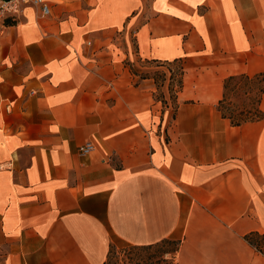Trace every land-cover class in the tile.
Listing matches in <instances>:
<instances>
[{
  "label": "crops",
  "instance_id": "crops-1",
  "mask_svg": "<svg viewBox=\"0 0 264 264\" xmlns=\"http://www.w3.org/2000/svg\"><path fill=\"white\" fill-rule=\"evenodd\" d=\"M46 1L0 38V264L166 239L176 264H264L245 238L264 235V119L216 108L264 72V0ZM146 60L181 63L175 102Z\"/></svg>",
  "mask_w": 264,
  "mask_h": 264
},
{
  "label": "trees",
  "instance_id": "trees-1",
  "mask_svg": "<svg viewBox=\"0 0 264 264\" xmlns=\"http://www.w3.org/2000/svg\"><path fill=\"white\" fill-rule=\"evenodd\" d=\"M155 66L166 69L169 73V84L167 85L170 99L175 102L176 94L182 86L183 67L179 62H157L148 61ZM178 67V72L174 74L172 68ZM171 70V72H170ZM161 77H165L164 72H161ZM141 78H152L158 91L156 98L164 103V95L162 87L158 84L157 77H152L148 74H141ZM174 82V83H173ZM264 92V72L253 76L239 74L230 76L224 80L222 99L218 102L216 108L222 117L229 120L231 126H241L246 123L261 121L264 119V114L259 109L262 94ZM229 97L238 101V104L230 102ZM246 240L253 245L258 251L264 254V235L251 234L245 237ZM179 243L173 240H162L153 245L147 246H126L123 252L128 251L129 256L136 254L137 262L142 264H176L175 258L178 251ZM153 250L159 254L156 262H148L149 256L140 257L137 252ZM134 251V252H133ZM112 246L110 247L106 260L103 264H111ZM128 264H133V258L126 257ZM124 263V261H123Z\"/></svg>",
  "mask_w": 264,
  "mask_h": 264
},
{
  "label": "built area",
  "instance_id": "built-area-1",
  "mask_svg": "<svg viewBox=\"0 0 264 264\" xmlns=\"http://www.w3.org/2000/svg\"><path fill=\"white\" fill-rule=\"evenodd\" d=\"M27 6L37 7L43 17L50 13V6L46 0H0V38L4 33L7 21L19 18ZM93 151L94 145L91 142H85L78 149L80 156L88 155Z\"/></svg>",
  "mask_w": 264,
  "mask_h": 264
},
{
  "label": "rangeland",
  "instance_id": "rangeland-1",
  "mask_svg": "<svg viewBox=\"0 0 264 264\" xmlns=\"http://www.w3.org/2000/svg\"><path fill=\"white\" fill-rule=\"evenodd\" d=\"M141 67L143 68L142 74L145 73V74H148L152 77L159 78L158 84L160 85V88L162 87V89H164L166 87V85L169 84L170 73L166 69L157 67V66H155V64H151L150 62H142ZM172 71L174 72V74H176L178 72V67L174 66L172 68ZM161 72L162 73L164 72L165 77H161ZM170 72H171V70H170ZM229 100H230V102H233L235 104L239 103L238 101H236L235 99H233L231 97H229ZM125 247L126 246H112V252L113 253H112L111 264H128L126 257L133 258V262H134L133 264H142L141 262L135 263V262H137L135 253H133V255L129 256L128 251L123 252ZM137 255H139V258L144 257V256H146V257L149 256L148 262H150V263L156 262L159 258V254L153 250L142 251L141 253L137 252ZM123 261H124V263H123Z\"/></svg>",
  "mask_w": 264,
  "mask_h": 264
}]
</instances>
